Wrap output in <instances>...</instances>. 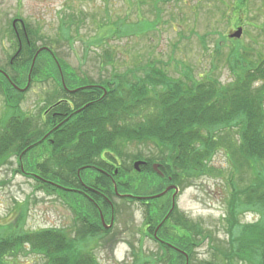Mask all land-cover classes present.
I'll return each mask as SVG.
<instances>
[{"label": "trees", "instance_id": "1", "mask_svg": "<svg viewBox=\"0 0 264 264\" xmlns=\"http://www.w3.org/2000/svg\"><path fill=\"white\" fill-rule=\"evenodd\" d=\"M228 1L225 10L239 26L250 0ZM36 51L25 56L23 71L0 73L7 110L0 119V168L14 162L13 173L68 205L76 222L71 230L27 231L22 213L13 227L0 225V264L28 256L40 258L35 264H98L84 246L114 236L101 222L102 216L117 214L110 199L140 204L148 219L145 229L158 246L147 256L134 255L133 264H264V59L250 61L244 48L230 51L227 62L235 78L223 85L216 77L193 76L185 64L176 76L167 65H152L97 80L78 78L57 55L40 54L30 78L47 82L53 76L55 88L46 103L53 104L52 112L35 119L20 111L16 87L27 82ZM218 153L233 167L223 177L226 240L216 239L176 206L170 211L173 190L146 203L139 199L223 175L212 164ZM136 162L142 163L137 171ZM77 195L84 196L92 217L85 218ZM245 215L256 220L240 222ZM204 245L212 257L199 261L196 251Z\"/></svg>", "mask_w": 264, "mask_h": 264}, {"label": "rangeland", "instance_id": "2", "mask_svg": "<svg viewBox=\"0 0 264 264\" xmlns=\"http://www.w3.org/2000/svg\"><path fill=\"white\" fill-rule=\"evenodd\" d=\"M226 1L229 2L0 0V32H10L11 25L6 29V21L19 11L20 18L24 20L21 22H26L30 27L28 32L33 36L32 50L44 45L51 48L69 74L75 73L78 78L88 76L97 80L98 77L124 75L128 71L142 70L152 65H167L169 73L176 76L178 67L185 64L191 67L193 76L205 78L204 80L216 77L225 85L232 83L235 78L227 62L226 55L230 51L244 48L250 61H257L259 56L264 59L262 1L250 0L247 3L246 14L241 15L242 22L239 26H235V17L231 18L229 11L225 10ZM238 29H242L240 38H228L230 42L224 40V37H229ZM25 56L19 58L24 60ZM34 60L35 56L33 62ZM28 66L27 82L17 87L24 90L28 86L26 92L19 91V108L28 118L37 119L44 114L46 103L50 104L47 98L54 93V77L50 76L51 80L47 82L32 80V68L28 69ZM43 70L52 72L50 67ZM6 76L9 74L6 73ZM51 112L52 107L49 114ZM6 113L4 98L0 93V119ZM133 148L132 146L130 150ZM212 164L215 168L222 169L224 174H213L211 177L192 181L188 187L179 191L175 204L179 212L200 223L216 239L224 241L226 234L222 220L226 216L224 198L226 201L228 195L223 177L233 167L229 168L230 164L222 153L214 157ZM14 170V162L11 166L0 168V225L14 226L18 216L23 213V228L27 231L47 228L71 230L76 222L75 211L58 198L33 190L34 183L13 173ZM70 191L76 192L74 189ZM83 197L77 195L75 199L83 206L85 218L92 217L91 207H88ZM110 201L115 204L117 214L114 215V220L112 217L104 220V224L106 223V227L110 226L106 231L113 227L114 236L83 244L86 251L90 250L88 252L96 258L98 264H133L134 255L144 257L156 252L158 246L145 229L148 219L142 213V206H124L118 199ZM110 220L112 222L109 225ZM255 220V216L245 215L240 222ZM140 248L142 252L138 251ZM196 257L199 261L211 260L212 252L204 245L197 249ZM39 260L35 256L19 257L15 264H35Z\"/></svg>", "mask_w": 264, "mask_h": 264}, {"label": "flooded vegetation", "instance_id": "3", "mask_svg": "<svg viewBox=\"0 0 264 264\" xmlns=\"http://www.w3.org/2000/svg\"><path fill=\"white\" fill-rule=\"evenodd\" d=\"M21 20L23 19L20 18L19 11H17L10 20L6 21V29L11 25V28H9L10 32L7 34H3V32H0V73H18L20 71H23L22 65L24 64V60L20 59L21 57L19 58V56H25L27 54L31 55L33 51L32 49L34 45V39L32 38V34L28 32L30 27L27 26L26 22L22 23ZM39 50H41V52L38 55L46 54L50 55L51 57H55V52L51 51V48L45 45L39 47L35 54ZM35 54L34 56H36ZM2 55L4 56V58H2ZM51 107L52 106L45 109V111L43 112L44 115L49 114ZM172 195L173 193L171 194V196ZM174 200L176 201V198ZM143 202L146 203L148 201L145 200ZM97 204L99 205L100 203L97 201ZM155 234L156 231L154 232V236H156ZM187 261H189L188 258Z\"/></svg>", "mask_w": 264, "mask_h": 264}, {"label": "water", "instance_id": "4", "mask_svg": "<svg viewBox=\"0 0 264 264\" xmlns=\"http://www.w3.org/2000/svg\"><path fill=\"white\" fill-rule=\"evenodd\" d=\"M241 33H242V29H238L234 34L230 35L229 38H230V39H234V38H235V39H238V38H240ZM40 51H41V50H40ZM40 51H39V52H40ZM39 52H38V53H39ZM36 55H37V54H36ZM25 89H26V88H25ZM18 90H19V91H24V90H21V89H18ZM141 164H142L141 162H136V163L134 164V169H135V170H138V168H139V166H140ZM152 168H153L154 171L157 172L158 175L162 176V174H161L160 171L158 170V169H159V165H158V164L153 165ZM171 190L174 191V193H173V195H172V207H171V209H170V211H172L173 208H174V198H175V196H176L177 193H178V189H177L176 187H174V186H169L168 188H166V190H165L163 193H161V194H159V195H157V196L151 197L150 199L159 198V197H161V196L167 194V193H168L169 191H171ZM101 222H102V225L104 226V223H103V219H102V218H101ZM105 228H108V227L105 226Z\"/></svg>", "mask_w": 264, "mask_h": 264}]
</instances>
